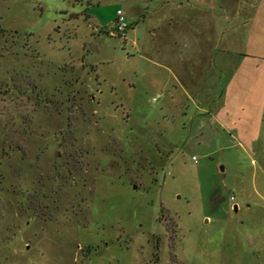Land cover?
I'll return each mask as SVG.
<instances>
[{
    "label": "rangeland",
    "instance_id": "obj_1",
    "mask_svg": "<svg viewBox=\"0 0 264 264\" xmlns=\"http://www.w3.org/2000/svg\"><path fill=\"white\" fill-rule=\"evenodd\" d=\"M0 111V264H264V0H0Z\"/></svg>",
    "mask_w": 264,
    "mask_h": 264
},
{
    "label": "crops",
    "instance_id": "obj_2",
    "mask_svg": "<svg viewBox=\"0 0 264 264\" xmlns=\"http://www.w3.org/2000/svg\"><path fill=\"white\" fill-rule=\"evenodd\" d=\"M180 8H179V10L181 11H183V6H184V4L183 3H181L180 4ZM119 10H121V9H119ZM202 13H199V16H197V18H196V21H197V19H199L201 22H204V23H202L201 25H200V23L197 21V26H198V28L197 29H200V28H202V25L204 26H207L206 28H208L209 30H210V32H215L216 30L217 31H221L222 30V26H223V23H225L224 24V26H231L232 27V22H231V20L229 19H227L225 16H226V14H224L223 12V10H221V9H209V10H202L201 11ZM173 16H175V17H179L178 15H176V14H172ZM172 16V17H173ZM226 18V19H225ZM143 19L146 21L147 20V16L146 15H143ZM176 18H173V20H175ZM137 22H139L140 21V19L138 18L137 20H136ZM206 46H207V44H206ZM211 53H212V51H211ZM211 53H208V54H204L205 55V57H203L202 59H201V61H203V64H207V66H212V68H213V66L215 65V59L212 57V54ZM179 60V59H178ZM191 59H189L188 61H187V63L185 62V60L184 59H181V61H178V63H185V65H187V64H189V62H191L190 61ZM168 62H170L171 63V60L169 59V60H167ZM200 61V62H201ZM177 62V61H176ZM197 62H199V60L197 61ZM195 63V62H194ZM182 64V67H180L179 69H178V72L180 73V74H182V75H187V74H189L187 77L190 79V76H191V74L193 75V77H192V79L194 80L195 78V80H198V81H201L202 80V75H200V71H195L196 72V74L194 73V72H192V71H194V69H197L196 67H193V66H185V65H183ZM193 64V63H192ZM168 69V72H174V74L176 75H174L175 77H176V80L178 81L181 77H182V75L181 76H179V75H177V73H175V70H173V69H171V68H167ZM207 69V68H206ZM204 72L205 73H207L206 72V70H204ZM173 74V73H172ZM191 79V80H192ZM196 85V84H195ZM202 109H206L205 108V106H203L202 107Z\"/></svg>",
    "mask_w": 264,
    "mask_h": 264
},
{
    "label": "built area",
    "instance_id": "obj_3",
    "mask_svg": "<svg viewBox=\"0 0 264 264\" xmlns=\"http://www.w3.org/2000/svg\"><path fill=\"white\" fill-rule=\"evenodd\" d=\"M131 28V23L127 20V17L123 10H118L116 20L114 21L110 35L126 36V33ZM195 159V158H194Z\"/></svg>",
    "mask_w": 264,
    "mask_h": 264
},
{
    "label": "trees",
    "instance_id": "obj_4",
    "mask_svg": "<svg viewBox=\"0 0 264 264\" xmlns=\"http://www.w3.org/2000/svg\"><path fill=\"white\" fill-rule=\"evenodd\" d=\"M131 26H132V24H131ZM2 115H4L3 113H2V111H0V117L2 116ZM7 144V143H6ZM13 148L14 146H13V143H8V146H7V148ZM4 149H6V148H4Z\"/></svg>",
    "mask_w": 264,
    "mask_h": 264
},
{
    "label": "water",
    "instance_id": "obj_5",
    "mask_svg": "<svg viewBox=\"0 0 264 264\" xmlns=\"http://www.w3.org/2000/svg\"><path fill=\"white\" fill-rule=\"evenodd\" d=\"M235 208H237V207H235Z\"/></svg>",
    "mask_w": 264,
    "mask_h": 264
}]
</instances>
